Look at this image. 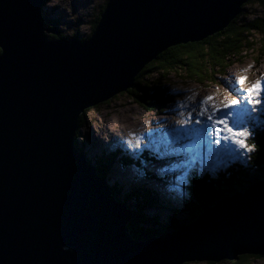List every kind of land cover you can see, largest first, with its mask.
<instances>
[{"label":"water","instance_id":"water-1","mask_svg":"<svg viewBox=\"0 0 264 264\" xmlns=\"http://www.w3.org/2000/svg\"><path fill=\"white\" fill-rule=\"evenodd\" d=\"M47 1L0 0V264H207L264 255V180L188 226L134 239L136 215L74 141L86 109L135 87L167 49L221 33L249 0H108L83 41L45 27Z\"/></svg>","mask_w":264,"mask_h":264},{"label":"rangeland","instance_id":"rangeland-1","mask_svg":"<svg viewBox=\"0 0 264 264\" xmlns=\"http://www.w3.org/2000/svg\"><path fill=\"white\" fill-rule=\"evenodd\" d=\"M107 1L48 0L42 7L47 21L45 27L55 29L63 38L78 37L80 41L86 40L91 36L92 25ZM240 15L260 29L264 25V0L248 1ZM251 33L255 43L253 49H247L235 63L216 72L202 84L189 80L183 72L157 71L155 76L148 78L153 85L147 91L142 90V86L133 87L138 92L137 97L130 90L118 93L110 100L86 109L79 118L77 139L82 143L88 159L94 162L96 154L104 152L112 155L119 152L110 168L109 181L122 187L123 196L130 195L133 186L155 190L161 208H147L144 213L148 217H157L159 224H165L169 217L167 208L171 205H174L177 212L182 211L181 204L188 196V187L194 174L210 177L221 174L228 179L232 174L238 177L243 173L241 185L235 183L232 188L225 189L229 193L226 197H232L235 192H244L250 185L264 180V168L259 169L251 163L254 151L247 152L238 145L224 142L217 146L208 135L194 137L184 135L183 130H174L176 121L186 119L187 114L205 96H213L210 103L219 104L221 100L239 99L243 88L251 87L257 80L264 86V55L260 50V46L264 45V34L258 30ZM239 77L246 78L243 85H236L235 81ZM153 87H159V91L164 94L155 109L140 101L141 97H145L143 93L152 91ZM189 97L193 99L189 100ZM260 99L264 100V94H261ZM251 108L246 102L237 105V109L249 110L243 123L252 133L262 127L264 104L256 107L255 112H251ZM181 112L185 115L181 116ZM206 125L207 121H203L200 127ZM232 126L236 127L235 124ZM192 127L197 126L193 124ZM134 137L140 138L139 150L127 144V140ZM249 137L245 143L251 145ZM135 142L133 139V145ZM151 154L149 159H145V155ZM123 160L127 163L124 164ZM150 173L155 174L156 179L147 177L146 174ZM230 189L235 191L234 194L230 193ZM177 219L178 223L182 220L183 226L192 224L186 215H179ZM246 257V261L240 263L238 259L214 264H264V257Z\"/></svg>","mask_w":264,"mask_h":264},{"label":"trees","instance_id":"trees-1","mask_svg":"<svg viewBox=\"0 0 264 264\" xmlns=\"http://www.w3.org/2000/svg\"><path fill=\"white\" fill-rule=\"evenodd\" d=\"M250 1L252 0H249V2ZM106 3L102 7L98 17L92 25V32L99 21L100 15L106 6ZM262 26L258 29L257 26H254L248 21L242 19L239 14V16H237L234 21H232L230 25L221 33L209 37L202 42L175 46L161 53L156 60L147 64L138 73L134 79V85L137 88L142 86V90L147 91V89L153 85L148 78L155 76L157 71L167 73L170 71L183 72L189 80L197 84H202L211 79L216 72H221L232 63H235V61L247 49L252 50L255 43L251 39L253 37L251 32L258 30L264 34V25L262 24ZM58 37L59 36L56 38ZM49 38L56 39L55 37ZM263 41L264 37L262 39V42ZM260 50L264 55V45L260 46ZM159 90V87H153L152 91L148 93L144 92L143 94L145 97H141L140 101L144 105L153 106L154 109L158 108L161 98L164 96V94ZM130 91L137 97L138 92L136 89L133 88L130 89ZM261 118L262 127L253 131L249 137L250 143L255 145V153L253 159H251V163H254V166L259 169L264 168V113ZM77 138L76 131L74 141L79 152H83L82 143H79ZM118 153L119 152L107 155L106 153L101 152L93 157L94 162L91 160L90 162L88 158L87 162L88 164L92 163L97 175L101 179H106L110 174V168L112 167L114 159L117 157ZM151 156L152 154L148 156L145 155V159H149ZM123 161L124 164L127 163L126 160ZM146 175L152 179H156L157 177L153 173ZM243 175L244 174L242 173L241 176ZM241 176L239 174L237 177L236 174H232L231 177L227 179L226 176H222L221 174L216 175L215 177L194 174L191 177L190 185L188 187V196L181 204L182 211L177 212L178 210L174 207V205L167 208L169 217L166 219L165 224H159V219L157 217H148L144 213V209L150 208L155 204L158 205L155 190L152 188L146 189L144 186H133L131 194L123 196L121 186L118 184H112V182L109 181L108 186L111 194L119 201L127 203L130 211L136 215V220H133L132 226L129 225L130 235L132 238L148 240L153 236L173 232L183 226L182 220L178 223L177 216L179 215H186V219L188 218V220L193 223L200 216H202L206 210L215 206L219 200L229 195V193L225 191L227 187L232 188L235 183L237 185H241L243 182L240 180ZM233 192L235 191H231L230 193L234 194ZM260 257H264V255ZM246 259V256L240 257L239 263L246 261ZM234 264H238V262H235Z\"/></svg>","mask_w":264,"mask_h":264},{"label":"snow or ice","instance_id":"snow-or-ice-1","mask_svg":"<svg viewBox=\"0 0 264 264\" xmlns=\"http://www.w3.org/2000/svg\"><path fill=\"white\" fill-rule=\"evenodd\" d=\"M245 80V77H239L235 83L236 85H243ZM261 94H264V86L261 85L260 80H257L251 87L243 88L239 99L221 100L219 104H216L210 103L213 100V96H205L198 101L193 111L187 114L186 119L176 121L174 130H183L184 135L194 137L202 134L208 135L211 137L212 143L217 146L221 142H224L226 144L238 145L247 152L255 151L254 144L245 143V140L251 135L248 127L243 123L244 117L249 114V110L237 109V105L246 102L247 105L252 106L250 111L255 112L256 107L264 104V100L260 99ZM193 97H189L188 99L192 100ZM233 109L237 110L233 111ZM180 115L184 116L185 114L181 112ZM203 121H207V125L200 127ZM193 124L197 127L193 128ZM233 124L236 127H233ZM133 139L136 141L135 145H133ZM127 144L129 147L134 146L137 150L141 148L140 138L138 137L128 139Z\"/></svg>","mask_w":264,"mask_h":264},{"label":"bare ground","instance_id":"bare-ground-1","mask_svg":"<svg viewBox=\"0 0 264 264\" xmlns=\"http://www.w3.org/2000/svg\"><path fill=\"white\" fill-rule=\"evenodd\" d=\"M75 38H77L78 39V37H75ZM90 160V159H89ZM110 179L108 178V176H107V178H106V182H107V185H108V181H109ZM110 182V181H109ZM109 187V186H108ZM123 203V202H122ZM124 204H126L127 205V203H124ZM150 208H160V205L158 206V205H154V206H152V207H150ZM174 231H176V230H174Z\"/></svg>","mask_w":264,"mask_h":264}]
</instances>
